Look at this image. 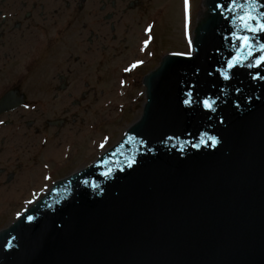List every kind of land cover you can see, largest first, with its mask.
I'll list each match as a JSON object with an SVG mask.
<instances>
[{"label": "water", "instance_id": "obj_1", "mask_svg": "<svg viewBox=\"0 0 264 264\" xmlns=\"http://www.w3.org/2000/svg\"><path fill=\"white\" fill-rule=\"evenodd\" d=\"M218 3L203 0L190 55L144 76L122 137L0 230V264H264V66L227 70L233 14Z\"/></svg>", "mask_w": 264, "mask_h": 264}, {"label": "flooded vegetation", "instance_id": "obj_2", "mask_svg": "<svg viewBox=\"0 0 264 264\" xmlns=\"http://www.w3.org/2000/svg\"><path fill=\"white\" fill-rule=\"evenodd\" d=\"M161 1L0 0V206H28L84 166L59 135L94 105V79L135 54Z\"/></svg>", "mask_w": 264, "mask_h": 264}, {"label": "rangeland", "instance_id": "obj_3", "mask_svg": "<svg viewBox=\"0 0 264 264\" xmlns=\"http://www.w3.org/2000/svg\"><path fill=\"white\" fill-rule=\"evenodd\" d=\"M201 5L202 0H188L186 13L185 0H162L149 13L147 36L142 37L135 54L131 58L117 59L113 74L94 79V82L99 80L95 82L96 92L89 95L94 105L74 111L77 115L70 116L60 133L68 156L77 155L81 148L83 165H87L116 143L139 118L145 101L144 75L155 68L166 53L191 52L193 30L203 10ZM26 207L0 206V228L13 221L17 217L15 213Z\"/></svg>", "mask_w": 264, "mask_h": 264}, {"label": "snow or ice", "instance_id": "obj_4", "mask_svg": "<svg viewBox=\"0 0 264 264\" xmlns=\"http://www.w3.org/2000/svg\"><path fill=\"white\" fill-rule=\"evenodd\" d=\"M258 3L259 0H230V4L227 6L220 3L215 5L216 8L221 9L222 15L225 11L233 14L231 24L235 30L232 32L231 39L233 41V48L236 49V54L226 62L228 71L237 66L244 65L246 61L249 68L264 66V43L257 44L253 41L252 36L241 34L243 32L255 35L264 32V13L256 14ZM185 7L187 13L188 0H185ZM236 41H239L238 46L235 43ZM189 45H191V40H189ZM257 52L261 54L253 60ZM188 54L190 55V53ZM228 71L222 73L224 79L230 78ZM254 79H264V77L256 76ZM185 103L190 104L191 101L186 100ZM203 104L206 108H212V103L208 99H205ZM207 140H210L213 144L218 142L214 137H207ZM134 163L135 159L129 160L127 167L131 168ZM103 175L110 176L111 172H105Z\"/></svg>", "mask_w": 264, "mask_h": 264}, {"label": "bare ground", "instance_id": "obj_5", "mask_svg": "<svg viewBox=\"0 0 264 264\" xmlns=\"http://www.w3.org/2000/svg\"><path fill=\"white\" fill-rule=\"evenodd\" d=\"M51 150H53L56 155H59L62 152L61 148H56V146L51 147Z\"/></svg>", "mask_w": 264, "mask_h": 264}]
</instances>
